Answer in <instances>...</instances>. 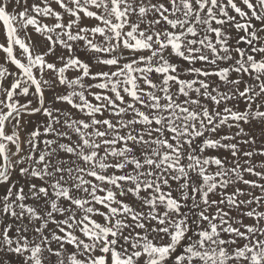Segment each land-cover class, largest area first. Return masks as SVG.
I'll use <instances>...</instances> for the list:
<instances>
[{"label": "snow or ice", "instance_id": "snow-or-ice-1", "mask_svg": "<svg viewBox=\"0 0 264 264\" xmlns=\"http://www.w3.org/2000/svg\"><path fill=\"white\" fill-rule=\"evenodd\" d=\"M0 264H264V0H0Z\"/></svg>", "mask_w": 264, "mask_h": 264}]
</instances>
